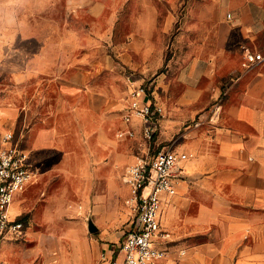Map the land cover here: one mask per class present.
Listing matches in <instances>:
<instances>
[{"label": "crops", "instance_id": "crops-1", "mask_svg": "<svg viewBox=\"0 0 264 264\" xmlns=\"http://www.w3.org/2000/svg\"><path fill=\"white\" fill-rule=\"evenodd\" d=\"M196 1L120 0L104 34L125 38L110 45L115 56L121 48L125 67L167 69L155 78L165 115L154 146L172 141L188 155L176 193L162 195L167 254L155 264H264V63L243 66L242 49L264 47V0H218L214 14ZM193 6H203L202 15ZM78 50L67 64L76 76L63 84L76 87L77 105L87 99V106L69 103L84 126L47 111L30 116L32 175L10 213L43 232L29 252L4 246L5 264H107L118 243L110 231L119 224L118 197L131 201L126 170L150 146L131 110L134 84L124 79L125 102L108 99L117 89L106 93L100 78H85L88 69L98 74L99 63L86 67Z\"/></svg>", "mask_w": 264, "mask_h": 264}, {"label": "rangeland", "instance_id": "rangeland-1", "mask_svg": "<svg viewBox=\"0 0 264 264\" xmlns=\"http://www.w3.org/2000/svg\"><path fill=\"white\" fill-rule=\"evenodd\" d=\"M119 1L0 0V148L4 145L1 140L3 135L12 132L13 142L24 149L27 148L30 158L28 130L33 121L30 116H33L36 110L47 111L60 122L61 118L69 117L71 124L83 128L82 120L77 118L76 109L78 105L87 106V99L86 102L81 99L82 102L77 105L78 99L75 97L77 95L71 94L75 93L76 87L63 84L65 75L76 76L68 70L67 64L72 55L69 51L71 52V49L77 45L80 46L78 59H84L81 63L85 61L86 67L99 63V68L96 69L98 74L92 69H86L85 78L94 80L100 78V88L106 89V93L110 85L114 93L115 88L117 89V96H108V99L125 102L122 91L125 87L124 79H127L129 83L134 84L133 91L143 86L153 105L158 103L155 78L161 72H167V69L162 68L150 74L141 70H132L123 65L120 47L117 56L110 52L112 40L119 44L125 41L124 37L111 40L108 36H104L109 31L110 22L116 14L114 5ZM218 2V0L196 1V3H208L206 6L208 14L215 13ZM238 5L230 2L227 9L235 12ZM192 8L193 14L202 15L203 6ZM118 10L119 19L124 20V17L120 18L123 14L120 6ZM121 29H125V22H122ZM261 42H264V34ZM69 103H74L77 107L70 109ZM125 105L126 103L123 109H126ZM131 110L134 111L132 106ZM163 114L165 115L164 109ZM163 118L164 116H160L157 121L156 134L159 131V122ZM121 119L122 117H119L120 121ZM156 134L151 139L144 136L150 146H148L150 152L162 148L163 145L173 147L172 141L155 147ZM118 199L119 224L110 233L116 236L114 240L120 242L128 232L133 211L129 201L123 200L121 196ZM127 206L130 210H126ZM72 219L81 220L79 217ZM28 224L29 221L25 223L21 235L0 237V264H5L1 258L2 249L6 245H19L24 252L37 248L38 238L35 232L40 234L43 231L31 229Z\"/></svg>", "mask_w": 264, "mask_h": 264}, {"label": "built area", "instance_id": "built-area-1", "mask_svg": "<svg viewBox=\"0 0 264 264\" xmlns=\"http://www.w3.org/2000/svg\"><path fill=\"white\" fill-rule=\"evenodd\" d=\"M242 49L243 66L264 63V47L242 45ZM132 93V108L143 120L144 136L151 139L156 134L159 117L164 116L163 108L153 105L143 86ZM13 138L12 132H6L1 139L4 145L0 148V237L24 232V223L11 217L10 206L32 175L29 154ZM143 153L126 170V179L132 188L129 202L133 215L126 236L111 246L112 255L107 258V264H155L167 254V249L159 245L166 237L161 227L162 195L176 193L178 183L185 176L181 162L188 155L172 146ZM103 258L106 259L105 254Z\"/></svg>", "mask_w": 264, "mask_h": 264}, {"label": "water", "instance_id": "water-1", "mask_svg": "<svg viewBox=\"0 0 264 264\" xmlns=\"http://www.w3.org/2000/svg\"><path fill=\"white\" fill-rule=\"evenodd\" d=\"M92 230V229H91Z\"/></svg>", "mask_w": 264, "mask_h": 264}]
</instances>
